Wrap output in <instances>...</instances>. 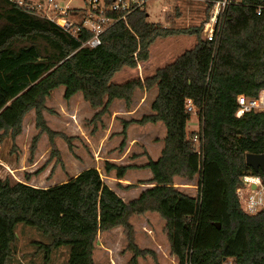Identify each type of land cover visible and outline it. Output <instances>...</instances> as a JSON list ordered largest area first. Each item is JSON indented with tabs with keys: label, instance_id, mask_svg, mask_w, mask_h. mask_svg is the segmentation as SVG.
I'll use <instances>...</instances> for the list:
<instances>
[{
	"label": "trees",
	"instance_id": "obj_1",
	"mask_svg": "<svg viewBox=\"0 0 264 264\" xmlns=\"http://www.w3.org/2000/svg\"><path fill=\"white\" fill-rule=\"evenodd\" d=\"M213 1L205 0L198 25L180 28L149 22L146 9L136 7L100 34V44L87 47L82 42L92 32L86 28L74 35L13 0H0L2 134L17 135L32 109L40 132L51 133L41 111L45 98L60 86L65 99L81 93L91 107L102 109L114 99L129 102L136 89L155 88L152 113L137 122L165 127L160 155L140 166L150 170L143 183L151 185L127 201L94 167L44 188L0 177V264H8L18 223L49 236L44 263L52 249L69 246L67 264H95L98 233L122 227L133 254L130 262L137 264L138 257L151 252L136 247L129 219L146 212L164 219L178 264H264V209L244 212L235 192L243 175L259 176L264 184V170L255 173L245 163L246 153H264V109L234 114L237 95L252 97L264 89V0L228 4L216 39L207 40L202 28ZM179 34L193 36L194 45L142 80L112 81L122 68L147 61L156 38ZM188 99L196 109L193 130L186 127L193 115L186 109ZM132 167L105 162L104 171L114 170L122 179ZM194 176L195 196L173 186L175 177Z\"/></svg>",
	"mask_w": 264,
	"mask_h": 264
},
{
	"label": "rangeland",
	"instance_id": "obj_2",
	"mask_svg": "<svg viewBox=\"0 0 264 264\" xmlns=\"http://www.w3.org/2000/svg\"><path fill=\"white\" fill-rule=\"evenodd\" d=\"M62 2L75 12L70 15L73 20H79L86 9V0ZM142 6L146 9L147 21L180 28L201 22L205 17L206 2L146 0ZM210 10L207 12L208 18ZM204 27L203 24L202 37L206 38ZM194 43L191 35L156 38L149 46L150 59L147 60L150 64L124 67L113 76L112 81L142 80L154 72V67L171 62ZM63 91L64 87L60 86L44 100L42 118L51 133L40 132L34 109L24 116L17 135L13 136L10 130L6 134L0 132V177L27 180L33 186L44 188L94 167L103 182L125 201L137 197L140 191L151 185L143 182L152 176L147 168L140 166L160 154L165 136V127L161 122H137L142 116L152 113L150 103L156 89H136L129 102L114 99L105 109L91 107L81 93L67 100L63 97ZM197 126V117L193 114L186 127L193 130ZM105 162L133 164L134 167L127 169L122 179H117L114 170L110 173L104 171ZM173 186L193 196L198 190L196 176L192 179L174 178ZM129 221L136 247L151 252L138 257L137 264H178L176 256L170 251L165 221L159 214H133ZM15 233L14 249L8 264H67L69 246L52 249L44 263V244L50 242L49 236L24 223L16 225ZM132 255L126 231L122 227L98 233L93 250L95 264H131Z\"/></svg>",
	"mask_w": 264,
	"mask_h": 264
},
{
	"label": "built area",
	"instance_id": "obj_3",
	"mask_svg": "<svg viewBox=\"0 0 264 264\" xmlns=\"http://www.w3.org/2000/svg\"><path fill=\"white\" fill-rule=\"evenodd\" d=\"M20 6H25L33 10L39 16H43L58 24L63 29L76 35L80 27H84L92 32V36L82 42V46L95 47L100 44V34L110 27L125 14L145 4L146 0H113L110 4H105L104 0H86V9L81 13L79 20H73L69 6L62 0H13ZM238 0H215L209 13L208 20L204 23V30L207 32V40H215L219 30L221 16L228 4L236 3ZM260 6L257 12H260ZM113 13V14H111ZM115 15V16H114ZM237 108L235 116L240 117L249 111L264 109V89L258 91L256 96H246L239 94L236 96ZM187 111L195 114L196 109L191 100L186 101ZM198 123V122H197ZM194 141H198V136L193 135ZM242 185L236 188V194L244 212L254 214L264 209V184L259 176L243 175ZM254 186V187H253ZM225 264H232L231 260Z\"/></svg>",
	"mask_w": 264,
	"mask_h": 264
},
{
	"label": "water",
	"instance_id": "obj_4",
	"mask_svg": "<svg viewBox=\"0 0 264 264\" xmlns=\"http://www.w3.org/2000/svg\"><path fill=\"white\" fill-rule=\"evenodd\" d=\"M245 163L247 166L251 167L255 173H257L260 169L264 170V153L261 154L246 153ZM217 226H219L218 223Z\"/></svg>",
	"mask_w": 264,
	"mask_h": 264
},
{
	"label": "crops",
	"instance_id": "obj_5",
	"mask_svg": "<svg viewBox=\"0 0 264 264\" xmlns=\"http://www.w3.org/2000/svg\"><path fill=\"white\" fill-rule=\"evenodd\" d=\"M162 46H163V44H162ZM174 58H175V57H174ZM149 59H150V53H149ZM149 59H148V60H149ZM148 60L145 61V62H142V63L139 62L138 65H140V64H143V65H144V64H146V63H149V64H150V62H149ZM172 60H173V59H172ZM148 68H149V67H148ZM154 68L156 69L157 67H154ZM153 70H154V69H153ZM151 72H152V71H151ZM151 74H152V73H151ZM151 74H149V75H151ZM149 75H147V76H149ZM161 149H162V147H160V151H161ZM159 155H160V154H159ZM159 155H158V156H159ZM158 156H157L156 158L152 159V160L157 159ZM145 163H146V162H145ZM145 163H144V164H145ZM142 165H143V164H142ZM148 170H149V169H148ZM149 171H150V170H149ZM150 173H151V172H150ZM175 178H177V177H175ZM180 178H181V177H180ZM148 179H149V178H148ZM147 187H148V186H147Z\"/></svg>",
	"mask_w": 264,
	"mask_h": 264
}]
</instances>
